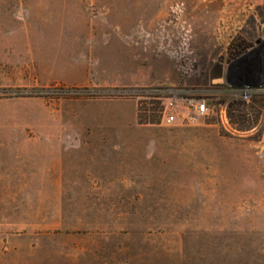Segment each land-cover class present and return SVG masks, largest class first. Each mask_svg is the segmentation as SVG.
Instances as JSON below:
<instances>
[{"label":"rangeland","instance_id":"374dc122","mask_svg":"<svg viewBox=\"0 0 264 264\" xmlns=\"http://www.w3.org/2000/svg\"><path fill=\"white\" fill-rule=\"evenodd\" d=\"M251 7L0 0V264H264ZM174 92L209 118L163 123Z\"/></svg>","mask_w":264,"mask_h":264},{"label":"built area","instance_id":"2783aa9c","mask_svg":"<svg viewBox=\"0 0 264 264\" xmlns=\"http://www.w3.org/2000/svg\"><path fill=\"white\" fill-rule=\"evenodd\" d=\"M234 80L236 82L241 81L240 75H235ZM245 87L246 85L239 86V88ZM209 101L208 97H200L189 93L187 95H179L174 92L171 97L162 103L163 123L168 126H189L204 121L209 118L212 112Z\"/></svg>","mask_w":264,"mask_h":264},{"label":"flooded vegetation","instance_id":"af4514ba","mask_svg":"<svg viewBox=\"0 0 264 264\" xmlns=\"http://www.w3.org/2000/svg\"><path fill=\"white\" fill-rule=\"evenodd\" d=\"M250 4L252 5L250 8L251 10L248 13L250 21L245 28L246 30H243L239 34L236 33L232 42L237 44L242 39L245 40L246 37H250L252 42L251 49H247L245 54L237 56L233 62L229 63V67L231 69H239L248 66H257L260 68L261 72L264 73V4L255 7L254 0H250ZM259 77H257V80ZM251 78L252 77H250V79ZM249 86H252L253 88L263 87L264 83L256 86L250 82Z\"/></svg>","mask_w":264,"mask_h":264},{"label":"crops","instance_id":"0c3cea01","mask_svg":"<svg viewBox=\"0 0 264 264\" xmlns=\"http://www.w3.org/2000/svg\"><path fill=\"white\" fill-rule=\"evenodd\" d=\"M77 69L80 71V74L81 75H83V73L86 74V70H83L82 71L81 68H77ZM69 83H71V82H69ZM88 83H89V81H88V79H86V77H84V78L81 77V79L79 81L76 80L75 85H82V86H84V85H87Z\"/></svg>","mask_w":264,"mask_h":264}]
</instances>
